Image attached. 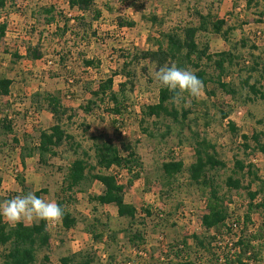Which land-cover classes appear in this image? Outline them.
<instances>
[{
	"label": "rangeland",
	"instance_id": "obj_1",
	"mask_svg": "<svg viewBox=\"0 0 264 264\" xmlns=\"http://www.w3.org/2000/svg\"><path fill=\"white\" fill-rule=\"evenodd\" d=\"M49 8L50 13L44 11ZM6 11L2 15L6 33L0 40V72L15 78L10 94L1 98L0 116L6 114L13 121V132L5 137L0 134L1 204L12 192L20 191V181H23L30 191L46 189L40 194L46 201L63 199L65 207L79 218L70 229H64L60 223H47L50 243L46 251L38 252L37 263L43 252L49 256V264H61V257L92 248L98 256L95 264H165L160 258L172 241L193 234L212 235L214 230L205 229L201 224L206 212L205 192L203 194L199 186L190 181L186 171L171 178L161 168L170 157L181 160L185 166L194 161L195 133L214 144L218 157L225 163L224 168L216 167L207 173L219 194L225 197L227 222L243 217L248 202L245 190L228 189L224 181L233 172L237 158L250 162L258 176L264 178V152L253 149L255 142L251 139L257 133L260 143L264 144V98L254 97L241 84L246 77H251L249 83L259 80L258 86L264 92V0H92L85 11L69 7L68 0H14ZM96 11L98 17H95ZM196 11L223 18L225 26L232 28L228 42L211 32H199L197 41L209 42L211 52L231 49L236 55L234 64L221 78L223 83H231L236 88L234 97L229 87L222 89L207 83L198 98L184 93L173 99L180 112L179 119L182 110L187 111L183 122H175L165 115L144 117L142 109L158 100L159 85L155 81L148 83L139 74L132 91L126 93V108L121 116L107 111L106 107H110L107 100L98 102L90 113L82 110L88 99L101 94L103 81L121 66L122 55L154 49L160 31L198 25ZM50 17L53 20L47 23ZM153 17L155 20H150ZM121 20L134 24L120 26ZM33 49L41 54L40 61L26 58L27 50ZM60 57H64L63 60ZM82 57L93 58L99 66H83ZM256 60L257 70H250ZM209 65L208 73L215 75L217 70L212 63ZM124 80L120 75L113 76L112 90L117 91ZM39 89L58 91L63 104L74 113L63 123L73 136L74 144L64 142L56 149L57 155L47 157L46 164L39 163L37 153L26 157L22 164L20 151L26 135V142L33 145L38 131L54 122L49 112L34 114L31 108L29 96ZM248 98L253 100L248 101ZM221 108L230 110L225 119L219 118ZM113 119L118 121L119 137L114 135ZM228 121L235 123L237 134L229 132ZM242 134L249 137L246 143L252 150L242 147ZM13 136L17 142L12 140ZM93 137L110 140L119 147L122 141L135 145L140 163L135 169L139 176L129 184L125 170L118 174L119 182L124 184L125 202L135 205L137 210L136 222L131 228L126 219L117 216L114 205H100L95 201L94 197L103 189L96 180L84 182L83 189L70 198L61 191L62 169L71 160L86 151L90 162L95 163ZM110 171L118 172L117 168ZM247 182L248 178L243 180L244 184ZM255 187L252 184L251 190ZM145 209L151 212L147 217ZM94 217L100 222L93 227L103 233L99 241H94L87 231ZM250 217L248 229L255 232L263 219L257 211ZM130 229L143 236L139 249L128 243L127 230ZM235 239L236 234L219 239L216 244L218 263L203 255L197 264H228L219 250L227 252L225 246ZM188 241L193 247L190 249L193 259L197 249L191 238ZM198 252L201 254L200 250Z\"/></svg>",
	"mask_w": 264,
	"mask_h": 264
},
{
	"label": "trees",
	"instance_id": "obj_2",
	"mask_svg": "<svg viewBox=\"0 0 264 264\" xmlns=\"http://www.w3.org/2000/svg\"><path fill=\"white\" fill-rule=\"evenodd\" d=\"M14 0H0V40L6 33V23L2 19L3 13L7 12V7ZM92 4V0H68V5L71 8H78L82 11L87 10ZM52 9H45V12L50 13ZM199 18L198 25H185L182 27H175L167 31L159 32V39L154 49L135 50L122 55L124 58L121 66L114 70L112 75L103 81L100 87V95H94L95 98L88 99L82 105V110L85 113H90L94 107H97L98 102L107 100L110 107H106L109 113L115 116H121L125 110V101L128 98L127 92L132 91L134 87V80L138 75L145 77L148 83L157 82L158 86V100L156 103L148 105L142 109L144 117H160L165 115L172 118L175 122H183L187 116V111L182 110L181 119H179L180 112L173 104L175 93L169 92L162 88L159 82L155 79V72L160 67L170 66L175 63L178 67L186 68L193 71L199 79L202 80L204 87L207 83H212L222 89L229 87L230 94L234 97L237 92L236 88L231 83H223L222 76L228 73L232 64H234L236 55L228 50H221L216 52L210 51L209 42L205 41L199 43L197 35L199 32H211L220 36L224 41H229V32L231 27H226L225 19L213 17L210 14H203L196 11ZM99 16L96 11L95 17ZM53 20V17L47 18V23ZM150 20H155L153 17ZM133 21L119 22L120 26H132ZM125 54V53H124ZM26 58L39 59L41 54L37 49L27 50ZM63 58L64 57H60ZM212 63L217 73L213 75L208 73L207 68ZM83 66L98 67L99 62L93 58L82 57ZM258 61H254V65L250 70H257ZM139 68V69H138ZM139 70V71H138ZM138 71V72H137ZM120 75L125 78L119 85L117 91L112 90L113 76ZM251 77H246L241 81V84L246 86L249 93L254 97L264 98V92L258 86L259 80L249 83ZM12 80L5 75L0 76V113L2 112V96L10 94V85ZM128 85L130 87H128ZM253 99L248 98V101ZM29 101L34 114L41 111H47L51 114L54 120L53 124L48 128L40 129L35 137L34 144L29 145L26 142L27 135L24 139L25 144L21 147L20 159L22 164L26 157H31L35 153L38 155L39 163L46 164L47 157L57 155L56 149L64 142H71L74 144L73 136L68 133L63 126L64 119H71L73 114L71 109L65 106L58 91H50L39 89L34 91L29 96ZM71 112V113H69ZM230 110L219 111V118L225 119L228 117ZM114 135L119 137L120 131L116 124V119L112 120ZM229 132L237 134V127L233 121L227 122ZM87 128V127H86ZM13 132L12 119L3 114L0 116V134L7 136ZM32 137V136H31ZM243 140L242 147L244 150L250 149L246 141L249 137L245 134L241 135ZM93 157L95 163L90 162V156L86 151H82V156L71 160L67 166L64 167L61 191L70 198L79 190L83 189L84 182L96 180L102 186V192L94 197L95 201L100 205H114L116 207L117 216L127 220L129 228L136 222L137 210L135 205L127 203L123 197L124 184L119 182L118 174L120 170H125L129 175L127 182L131 184L134 178L139 176L136 167L140 166L139 157L135 149V145L131 142H121V147L112 143L110 140L93 137ZM251 139L255 142L254 148L264 152V144L259 141V135L254 133ZM12 140L17 142L13 136ZM73 141V142H72ZM76 147H79L75 143ZM194 150V161L188 166L181 160H176L170 157L167 161L161 164V168L167 177H174L177 174H182L184 171L188 173L190 181L197 186L201 192L206 196V212L201 217V224L205 229H213L214 233L207 236H198L196 234L190 237H183L178 241H172L168 244L164 255L160 258L165 264H197L201 257L209 258L210 261L218 263L219 257L217 253L216 244L220 238L228 235H237V238L231 242L230 245L225 246L228 250L220 251V256H224L225 262L228 264H258L264 261V178L257 174V170L248 162L245 163L242 159H235L233 172L228 175L224 181L226 188L240 190L246 192L248 202L247 209L242 218H235L230 223L228 209L225 203V197L219 194L217 185L213 182V178L207 173L208 170L216 167L224 168L225 163L218 157V153L206 137H202L195 133L194 142L192 145ZM252 150V149H250ZM102 170H97V169ZM117 168L116 173L110 170ZM59 169V168H58ZM61 169V168H60ZM104 170V172H103ZM106 171V172H105ZM121 172V171H120ZM248 178L247 183L243 180ZM255 184V189L251 190V185ZM20 191L12 192L6 200H10L17 195H24L29 192H34L36 196L46 192V189L30 191L27 186L20 181ZM64 209V216L60 224L64 229L74 227L79 218L72 214L66 206V201L63 199L56 200ZM1 204V201H0ZM257 211L261 214L263 219L260 227L255 232L248 229V223L251 221V213ZM151 212L145 209L144 216L150 215ZM100 222L94 217L93 223L87 226V231L90 233L94 241L102 239V232L96 231L93 227L94 223ZM236 231V233H234ZM128 232V243L135 249H139L143 236L139 231ZM111 238H115L111 237ZM191 238L194 246L197 249L195 258L190 257V249L193 248L188 241ZM50 243V234L47 231V223L42 220L26 224H16L15 226L8 224L0 218V264H49V256L47 253L42 254L41 261L37 263L38 252L46 251ZM198 250L201 251L199 254ZM216 250V251H215ZM204 255V256H203ZM111 259L113 258L110 256ZM98 256L95 250L84 249L82 251L72 252L71 254L61 257V264H95ZM139 264H148V262H140Z\"/></svg>",
	"mask_w": 264,
	"mask_h": 264
},
{
	"label": "clouds",
	"instance_id": "obj_3",
	"mask_svg": "<svg viewBox=\"0 0 264 264\" xmlns=\"http://www.w3.org/2000/svg\"><path fill=\"white\" fill-rule=\"evenodd\" d=\"M155 79L162 88L176 94L174 98L187 93L193 98L203 94L204 84L197 75L175 63L160 67L155 72ZM64 209L54 201H46L29 192L17 195L0 204V218L15 226L25 220H42L45 223L58 224L62 221Z\"/></svg>",
	"mask_w": 264,
	"mask_h": 264
},
{
	"label": "crops",
	"instance_id": "obj_4",
	"mask_svg": "<svg viewBox=\"0 0 264 264\" xmlns=\"http://www.w3.org/2000/svg\"><path fill=\"white\" fill-rule=\"evenodd\" d=\"M0 42H1V41H0ZM29 59H30V58H29ZM29 59H28V62H31V61H40V60H41V57H40L39 59H31V61H30ZM27 67H28V65L26 66V68H27ZM26 68H24V69H26ZM4 73H5L4 71H3V72H0V76H1V75H4ZM5 76L8 77L7 75H5ZM8 78H10V77H8ZM14 78H15V77H11V78H10V79L12 80L11 85L14 83V81H13ZM11 85H10V87H11ZM10 92H11V91H10ZM2 97H3V96H2ZM2 97H1V98H2ZM43 111H44V110H43ZM43 111H41L40 114L43 113ZM7 136H8V135H7ZM16 149H17V148H16ZM24 162H25V160H24Z\"/></svg>",
	"mask_w": 264,
	"mask_h": 264
},
{
	"label": "built area",
	"instance_id": "obj_5",
	"mask_svg": "<svg viewBox=\"0 0 264 264\" xmlns=\"http://www.w3.org/2000/svg\"><path fill=\"white\" fill-rule=\"evenodd\" d=\"M53 225H55V224H53ZM237 235H238V234H236V238H237ZM230 244H231V243H230Z\"/></svg>",
	"mask_w": 264,
	"mask_h": 264
}]
</instances>
